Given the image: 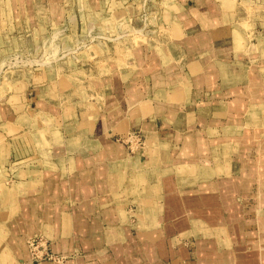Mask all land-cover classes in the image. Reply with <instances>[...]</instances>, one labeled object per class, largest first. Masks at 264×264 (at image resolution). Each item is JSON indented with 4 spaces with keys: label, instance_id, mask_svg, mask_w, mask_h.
Masks as SVG:
<instances>
[{
    "label": "crops",
    "instance_id": "0c3cea01",
    "mask_svg": "<svg viewBox=\"0 0 264 264\" xmlns=\"http://www.w3.org/2000/svg\"><path fill=\"white\" fill-rule=\"evenodd\" d=\"M38 235L60 264H264V0H0V264H56Z\"/></svg>",
    "mask_w": 264,
    "mask_h": 264
},
{
    "label": "built area",
    "instance_id": "2783aa9c",
    "mask_svg": "<svg viewBox=\"0 0 264 264\" xmlns=\"http://www.w3.org/2000/svg\"><path fill=\"white\" fill-rule=\"evenodd\" d=\"M129 151L142 147V139L137 132L128 133L121 140ZM26 249L32 261H50L60 264L64 256L54 254L49 249L48 241L42 236H34L25 240Z\"/></svg>",
    "mask_w": 264,
    "mask_h": 264
},
{
    "label": "rangeland",
    "instance_id": "374dc122",
    "mask_svg": "<svg viewBox=\"0 0 264 264\" xmlns=\"http://www.w3.org/2000/svg\"><path fill=\"white\" fill-rule=\"evenodd\" d=\"M30 59V57L23 53H13L8 55L2 67H4L3 69H18L24 67Z\"/></svg>",
    "mask_w": 264,
    "mask_h": 264
}]
</instances>
